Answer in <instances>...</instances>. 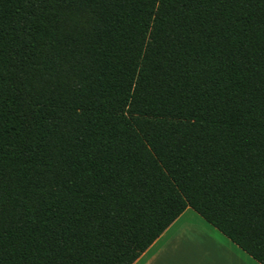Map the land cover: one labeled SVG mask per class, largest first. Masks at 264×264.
<instances>
[{
	"label": "trees",
	"instance_id": "1",
	"mask_svg": "<svg viewBox=\"0 0 264 264\" xmlns=\"http://www.w3.org/2000/svg\"><path fill=\"white\" fill-rule=\"evenodd\" d=\"M264 0H0V264H133L188 208L264 264Z\"/></svg>",
	"mask_w": 264,
	"mask_h": 264
},
{
	"label": "crops",
	"instance_id": "2",
	"mask_svg": "<svg viewBox=\"0 0 264 264\" xmlns=\"http://www.w3.org/2000/svg\"><path fill=\"white\" fill-rule=\"evenodd\" d=\"M186 218L195 220V223H190ZM194 230L198 232L195 233ZM214 238L235 251L230 257L239 264H260L191 208L174 221L133 264H207L204 246L206 243L211 244ZM227 256L226 254L225 258ZM220 262L221 260H217L211 264H222Z\"/></svg>",
	"mask_w": 264,
	"mask_h": 264
},
{
	"label": "rangeland",
	"instance_id": "3",
	"mask_svg": "<svg viewBox=\"0 0 264 264\" xmlns=\"http://www.w3.org/2000/svg\"><path fill=\"white\" fill-rule=\"evenodd\" d=\"M186 220L192 224L195 223V220H193L191 218H186ZM194 231H195V233L198 232V230H194ZM194 236H196V235H194ZM206 238H209V237L207 236ZM215 240H216V238H214V240L211 242V244L206 243V245L204 246L206 254H207V262L206 263L211 264L217 260H221L220 263H222V264H239V262H237L236 260H234L230 257V255L233 254V252H235V251L231 250L229 247H227V245L222 243L221 240H218V242H217V240L216 241ZM204 241H206V240H204ZM226 254L228 255L227 258H225ZM217 256L220 258H216Z\"/></svg>",
	"mask_w": 264,
	"mask_h": 264
},
{
	"label": "snow or ice",
	"instance_id": "4",
	"mask_svg": "<svg viewBox=\"0 0 264 264\" xmlns=\"http://www.w3.org/2000/svg\"><path fill=\"white\" fill-rule=\"evenodd\" d=\"M264 23V21H262ZM3 219V202L0 201V222H2ZM0 247H2V238H0Z\"/></svg>",
	"mask_w": 264,
	"mask_h": 264
}]
</instances>
